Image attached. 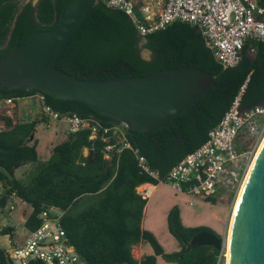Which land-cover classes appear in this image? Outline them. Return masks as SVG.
<instances>
[{
	"label": "trees",
	"instance_id": "trees-1",
	"mask_svg": "<svg viewBox=\"0 0 264 264\" xmlns=\"http://www.w3.org/2000/svg\"><path fill=\"white\" fill-rule=\"evenodd\" d=\"M68 1L36 0L32 4L31 0H0V57L25 43L35 31L53 27ZM141 47L149 51L148 59L141 56ZM179 66L198 67L210 73L214 85L168 125L147 133L127 128L125 135L131 147L137 148L161 176L207 140L209 131L218 125L237 95L240 94V110L261 101L264 40H247L239 62L223 68L205 45L197 26L175 21L140 35L123 11L96 1L56 61V67L66 73L103 80L143 76ZM36 91L43 93L45 102L61 113H76L102 126L119 122L82 101L54 98L37 89L0 88V98L25 97ZM41 120L46 121L21 120L16 104L0 110V207L6 205L12 193L28 204L32 210L24 222L26 229L37 228L41 221L39 212L55 205L65 211L61 225L86 264H157V256L174 264H223L224 252L214 246L201 245L183 252L184 243L200 231L220 235L206 225H184L177 205L169 208L166 222L180 246L178 250L165 251L157 237L142 228L147 198L136 188L158 181L140 170L131 148L117 151L120 143L111 133H103L102 128L89 139L87 128L66 135L52 147L46 160H39L37 139L28 144L25 141L36 132ZM112 144L114 147L105 158L104 147ZM26 164H33V168L24 179L17 178L15 171ZM2 168L13 178L4 174ZM217 197L203 199L215 204ZM13 230V226H4L0 235L12 237ZM138 243L149 245L152 252L134 258L132 247ZM0 264H13L3 249Z\"/></svg>",
	"mask_w": 264,
	"mask_h": 264
},
{
	"label": "built area",
	"instance_id": "built-area-1",
	"mask_svg": "<svg viewBox=\"0 0 264 264\" xmlns=\"http://www.w3.org/2000/svg\"><path fill=\"white\" fill-rule=\"evenodd\" d=\"M96 1L123 11L140 35L152 33L175 21L197 26L205 45L223 68L239 62L247 40H264V0ZM239 96H236L218 125L209 131L207 140L162 176L149 166L137 148L131 147L125 138L127 126L123 122L102 126L76 113H61L48 105L44 94L39 91L25 97L38 103L40 118L45 119V123H65L66 135L87 128L90 129L89 139H93L101 128L103 133H111L120 143L117 151L131 148L140 170L173 191L220 196L237 193L248 166L249 152L242 151L236 144L239 132L256 120L262 119L264 122V95L259 103L242 110L238 107ZM25 97L0 98V110L12 108ZM113 147V144L104 147L105 158L109 157ZM1 188L0 184V191ZM140 192L146 197L144 190ZM10 209H13V205H10ZM64 212L55 205L42 209L38 214L41 220L39 226L27 230L21 243L14 242L5 249L8 261L13 264H86L61 225Z\"/></svg>",
	"mask_w": 264,
	"mask_h": 264
},
{
	"label": "water",
	"instance_id": "water-1",
	"mask_svg": "<svg viewBox=\"0 0 264 264\" xmlns=\"http://www.w3.org/2000/svg\"><path fill=\"white\" fill-rule=\"evenodd\" d=\"M95 3L69 0L53 27L35 31L25 43L1 56L0 88L37 89L54 98L82 101L129 129L147 133L168 125L214 85L212 75L198 67L179 66L107 80L79 78L58 69L60 52ZM33 139L31 133L25 144ZM1 170L13 178L5 168ZM226 243V236L200 231L184 243L183 252L201 245L223 250ZM227 264H264V142L235 212Z\"/></svg>",
	"mask_w": 264,
	"mask_h": 264
},
{
	"label": "rangeland",
	"instance_id": "rangeland-1",
	"mask_svg": "<svg viewBox=\"0 0 264 264\" xmlns=\"http://www.w3.org/2000/svg\"><path fill=\"white\" fill-rule=\"evenodd\" d=\"M27 2L28 0H21ZM35 0H33L34 2ZM142 56L148 58L149 54L143 50ZM31 99L23 98L19 104V116L21 119H27L24 112L28 108H32ZM32 116V115H31ZM28 117V116H27ZM49 125V126H48ZM67 125L50 122H40L36 126L34 138L37 139V151L39 160H45L51 153L52 147L64 139V130ZM264 137V122L262 119L256 120L251 125L241 130L237 136L236 144L242 151H248V166L244 177L248 171L250 163L259 148ZM85 154L87 151L83 150ZM33 168V164H26L15 171L17 178L24 179L27 173ZM244 179V178H243ZM242 184V183H241ZM241 186V185H240ZM140 187V186H139ZM240 189V187H239ZM238 189V191H239ZM137 192L142 194L140 188H136ZM236 194H223L217 197V202L211 204L206 202L202 195L180 193L170 189L164 183H158L156 188L147 192V203L142 217V227L151 231L163 245L167 252L175 251L180 248L176 239L170 234L167 228V212L173 205H177L180 209V217L182 223L186 226L206 225L214 229L220 236L228 235L229 223L236 201ZM13 205V209H10ZM29 210V205L20 200L15 195H10L4 207L0 208V228L4 226H13L14 235H0V249H8L11 244L16 241L18 244L22 242L25 234L23 225V213ZM21 216V218H20ZM227 246V243H226ZM151 248L146 245L137 244L132 247V255L139 258L141 254L151 252ZM223 264H226V249H223ZM157 264H174L166 262L157 256Z\"/></svg>",
	"mask_w": 264,
	"mask_h": 264
},
{
	"label": "bare ground",
	"instance_id": "bare-ground-1",
	"mask_svg": "<svg viewBox=\"0 0 264 264\" xmlns=\"http://www.w3.org/2000/svg\"><path fill=\"white\" fill-rule=\"evenodd\" d=\"M263 142H264V137L262 139L261 144L259 145V148H257L258 150L256 151V154L253 157L252 162L250 163V166H249L248 171H247V173H246V175H245V177H244V179L242 181V184H241L240 189L238 191V195H237L236 201H235L234 206H233V211H232V215H231V219H230V223H229V228H228V235H226V240H227V246H226V264H227V261H228L230 232H231V229H232V224H233L235 212H236V209H237L239 200L241 198L242 192L244 190L245 184L247 182L248 176H249V174H250V172L252 170L253 164H254V162L256 160V157L258 156V153H259V151H260V149L262 147ZM139 188L142 191L144 190L146 197H149L150 196V195L149 196L147 195V192H150V191L154 190V186L151 185V184H144V185L140 186Z\"/></svg>",
	"mask_w": 264,
	"mask_h": 264
},
{
	"label": "crops",
	"instance_id": "crops-1",
	"mask_svg": "<svg viewBox=\"0 0 264 264\" xmlns=\"http://www.w3.org/2000/svg\"><path fill=\"white\" fill-rule=\"evenodd\" d=\"M26 98V97H25ZM23 99V98H22ZM22 99H20L18 102H16V105H17V110H18V114H19V107H18V104H19V102L22 100ZM28 99H31V104H32V108H28L27 109V111L26 112H24V114H25V116H26V118L27 119H25L24 121H27V120H31V119H34V118H38V119H41L40 118V114H39V110H40V107H39V105H38V103L34 100V99H32V98H28ZM15 106V105H14ZM32 115V116H31ZM28 116V117H27ZM20 117V116H19ZM21 119V118H20ZM21 120H23V119H21ZM41 122H45V121H42L41 120ZM54 123H58V125L59 124H63V123H60V122H55L54 121ZM65 129H66V127H65ZM36 133V132H35ZM35 133H34V135H35ZM63 134H64V136H66V131L64 130V132H63ZM65 138V137H64ZM83 150H85V151H87V149L86 148H84ZM83 154L84 155H86L85 154V152H83ZM49 157V156H48ZM46 160V159H45ZM145 184H151V185H153L154 186V189L156 188V185L158 184H152V183H145ZM142 185H144V184H142ZM142 185H140V186H142ZM137 188H139V186L137 187ZM137 191V190H136ZM20 199V198H19ZM148 199H149V197H148ZM21 200V199H20ZM24 202V201H23ZM26 205H28V204H26ZM146 206V205H145ZM0 208H2V207H0ZM144 209H145V207H144ZM31 210H32V208L29 206V210H28V212L26 213V215H24V213H23V219H22V222H23V225H24V222H25V219H26V217L29 215V213L31 212ZM144 213V212H143ZM20 218H21V216H20ZM141 226H142V223H141ZM143 228V227H142ZM27 230L28 229H26L25 228V234H26V232H27ZM24 234V235H25ZM15 243H17L16 241H14ZM138 244H141V245H143V243H138ZM137 245V244H136ZM144 245H146V247L149 249L150 248V246L149 245H147V244H144ZM133 246H135V245H133ZM163 246V245H162ZM151 250V252H152V249H150ZM5 251V250H4ZM166 251V250H165ZM150 252V253H151ZM149 253V251L147 252V253H143V254H148ZM143 254H141L140 255V257L143 255ZM139 257V258H140ZM139 258H136V259H139Z\"/></svg>",
	"mask_w": 264,
	"mask_h": 264
},
{
	"label": "flooded vegetation",
	"instance_id": "flooded-vegetation-1",
	"mask_svg": "<svg viewBox=\"0 0 264 264\" xmlns=\"http://www.w3.org/2000/svg\"><path fill=\"white\" fill-rule=\"evenodd\" d=\"M28 1H30V0H28ZM32 1H33V0H31V3H32ZM32 4H33V3H32ZM141 45H142V42L139 43V46H141ZM143 50H145V51L149 54V51H148L147 49L141 47V51H140L141 56H142V51H143Z\"/></svg>",
	"mask_w": 264,
	"mask_h": 264
}]
</instances>
